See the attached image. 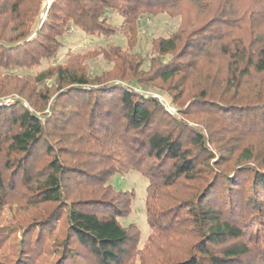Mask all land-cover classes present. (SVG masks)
I'll list each match as a JSON object with an SVG mask.
<instances>
[{
	"label": "trees",
	"instance_id": "16d2710c",
	"mask_svg": "<svg viewBox=\"0 0 264 264\" xmlns=\"http://www.w3.org/2000/svg\"><path fill=\"white\" fill-rule=\"evenodd\" d=\"M44 1L0 0V264H264V0H54L41 20ZM161 13L182 26L148 54L59 61L75 31L129 43ZM132 171L142 247L134 192L108 183Z\"/></svg>",
	"mask_w": 264,
	"mask_h": 264
},
{
	"label": "rangeland",
	"instance_id": "374dc122",
	"mask_svg": "<svg viewBox=\"0 0 264 264\" xmlns=\"http://www.w3.org/2000/svg\"><path fill=\"white\" fill-rule=\"evenodd\" d=\"M54 0H45L43 2V7L41 9L40 19L43 20L46 17V11L50 8L52 2ZM209 7L211 9V13H216L218 6L221 5L219 0H208ZM194 22V19L191 23ZM189 23L188 21L186 22ZM190 24V23H189ZM188 24V25H189ZM182 26V18L181 17H173L168 15L167 13H161L153 18H148L145 16V19H142L138 26L136 25L137 32L134 41L139 42L138 46L133 42V39L129 41L132 42L133 46H131V50L128 46L129 36L118 35L113 37L108 41H104L103 39H95L90 38L84 35L80 31H75L71 36H68L64 39L65 47L62 50L59 61L64 60V56L66 51L70 50L75 54L85 55V54H92L89 57V61H87L89 68L94 71V73H101L102 71L111 70L112 65L106 62L101 56H96L94 52L99 51L100 49H104L108 47V44L119 45L124 50L129 51L131 53L134 51L136 47L141 46L140 49L148 54L150 50V41L153 39H157L160 37H168L169 35L178 31V29ZM135 28V29H136ZM264 31V28H260ZM264 36V35H263ZM136 42V43H137ZM142 44V45H141ZM138 49V48H136ZM149 57V55H147ZM153 94L154 97L158 98L161 103L165 106L166 110L175 115L176 109L170 103L166 96L159 94L155 90H151L150 92ZM13 100H7L5 104H11ZM110 185L115 187L117 190H121L124 192H134L135 197L133 201L132 211L128 217L120 219V223L123 226H128L130 224H136L139 229L141 230V247L145 243L146 239L149 236V226L147 223L146 217V199H147V187H148V180L144 178L140 172L132 171L125 176L115 175L109 179L108 182ZM9 215H5L4 218L1 220L0 218V225H4L8 222ZM183 242L189 241L187 238L182 239ZM52 241L49 242V245H52ZM10 250V249H8ZM47 254L41 258L39 264H54L53 256L50 255V251L47 249Z\"/></svg>",
	"mask_w": 264,
	"mask_h": 264
}]
</instances>
